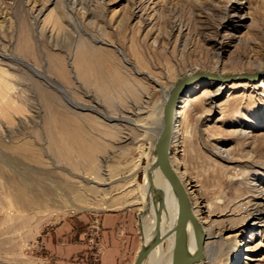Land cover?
Returning <instances> with one entry per match:
<instances>
[{
    "label": "rangeland",
    "instance_id": "1",
    "mask_svg": "<svg viewBox=\"0 0 264 264\" xmlns=\"http://www.w3.org/2000/svg\"><path fill=\"white\" fill-rule=\"evenodd\" d=\"M134 1L78 0L77 9L71 10L65 0H0V171L9 179L24 176L22 179L27 181L32 177L28 174L30 169L40 174L55 169L56 181L67 175L73 184H80L83 177H96L86 167L72 169L58 162L49 164L44 120L51 107L41 99L36 83L55 97L52 108L62 113L70 111L69 116L74 118L97 119L100 130L122 124L132 135L126 141L122 138L126 134L96 136L94 126L81 123L86 130L95 128L90 134L105 147L96 156L98 173L112 172L114 179L80 184L83 201L74 200L73 205L64 201V207L56 203L52 209L22 212L5 197L0 186V264H101L105 246L103 219L108 214L119 217L126 246L135 251L142 248L141 218L146 214L147 200L143 188L152 166L155 136L134 130L126 122L107 120L83 106L112 118L121 109L125 114L121 117L130 120L134 105L144 103L151 94L148 108L157 109L163 99L146 75L174 82L193 71L212 73L208 69L213 56L204 48V41L209 39L222 42V64L235 72L256 75L257 64L264 63V0H148L156 19L141 35L136 33L139 19L133 14ZM79 11L84 12L85 18ZM36 16L38 23L34 26ZM176 22L189 28L184 38L190 43L189 56L180 58L172 47L164 52L145 45L147 40L152 43L156 38L164 45ZM26 42L32 46L29 54L22 51ZM82 43L88 44L89 52L96 53V61H111L107 69L128 84L133 94L114 95L112 107L103 102L84 83L78 68L79 57L85 51ZM202 65L208 69L203 70ZM246 80L230 79L217 99L215 113L193 134L192 124L184 121L180 140L171 148V158L179 175L184 174L197 214L202 218H207V213L216 214L212 220L215 227H233L231 236L244 228L219 264H264L263 227L258 222L246 225L245 214L220 218L229 207L251 195L245 181L264 166L261 167L259 155L253 162L248 160L255 149L252 140L244 142L230 135L240 121L251 124L254 134L264 130V88L260 86L264 72L252 86H244ZM202 90L203 87L196 88L192 96L200 95ZM197 108L201 111L202 104ZM141 115L158 117L156 112ZM27 144L34 148L40 162H33L28 158L30 154L25 158L10 150ZM217 147L229 151L231 162H223L214 154ZM170 213L164 209L162 225ZM173 235L174 231L163 242L164 251ZM249 242L261 245L255 251H247ZM81 246L86 250L81 251ZM133 261L134 256H130L120 264H134Z\"/></svg>",
    "mask_w": 264,
    "mask_h": 264
},
{
    "label": "bare ground",
    "instance_id": "2",
    "mask_svg": "<svg viewBox=\"0 0 264 264\" xmlns=\"http://www.w3.org/2000/svg\"><path fill=\"white\" fill-rule=\"evenodd\" d=\"M46 1L51 2L52 0ZM65 1L67 7H71V10L72 8L77 9L79 5L78 0ZM101 1L102 3H104L105 0ZM148 2V0H135L133 3L134 17L139 19L136 28V33L138 35L143 34L144 30L147 27L153 25L152 20L156 19L154 9L150 7ZM79 13L81 14V16H83V18H85L84 12L81 13V11H79ZM37 23L38 16L34 17V26H36ZM188 30L189 28L187 26H184L182 23L176 22L175 25L172 26V29L170 30L171 33L169 35L170 37L165 40L164 45H160L158 38H156L152 43L147 40L145 45H150V47H152V49H154L155 51L158 49H162L164 52H167L172 47L174 51L173 53L178 55L180 58L189 56L191 54L190 43L184 39L186 37L185 31ZM87 45L85 43L82 45V49H84L85 51H83V55L79 57L77 64L84 83L92 90H95L96 94L103 100V102L111 107L113 105L112 102L114 95L118 94L120 96H123L124 92L133 94L131 89H129L130 86L128 84H123L121 79L117 75L109 72L110 70H108L107 68L110 67V65L108 64L111 63V61L106 60L102 63L98 60L96 61L93 58L96 53L89 52V48ZM31 48V44L29 42H26L25 46L23 45L22 47V51L26 54H29L31 52ZM204 48L209 53H212L214 62L209 67V69L207 68L208 66L206 67L205 65H202L201 67L203 68V70L206 67L205 69L210 70V72L218 75L220 78L211 79L214 81V83H208L210 80L196 79L188 83L181 90L178 101L176 102L174 108L172 144L180 140L181 126L184 121L186 123L192 124L193 129L190 131V133L192 132L193 134L194 130H198V128L202 126L203 123H205V120L215 113L217 99L224 93L227 87V83L228 81H230V79H247L245 84L243 85L252 86V82L258 79L264 72V63H259L254 70V73H257L256 75L249 74L252 76L249 78H242L241 75L243 73L235 72L233 69L226 68L222 64V42L220 43L214 39L205 40ZM197 72L199 71H193L190 74L181 75L180 78L190 76ZM62 74H64V72ZM146 74L147 73H143V75ZM146 76L149 80L152 81L155 90L160 92L163 99V102L158 105L157 109L155 110H149L148 108L152 99L151 94L147 97L148 100L144 103L134 105L132 115L135 119L131 118L130 120L123 119L121 117L125 115L123 110L121 109H117L118 112H114V115H117V117L112 118L111 116L105 117L104 114H101L98 110L91 107H83L84 109L93 110L95 112L97 111L96 113L107 120L118 121L120 123L126 122L131 128H134V130H145L147 133L151 132L152 135L155 136V143L153 144L154 150L152 153V166L146 173V182L143 188V194L147 196V200L146 202L144 201L146 214L141 218L143 224L142 229L144 241L142 248L145 249L149 247L155 241L157 235L160 236L161 241L154 248V250L147 255L142 264H172L175 244V226L178 220L180 202L176 191L173 189L172 185L170 184L166 176L162 173L158 165L155 146L164 128L166 103L172 89L180 78H178L176 81L174 80V82H171L170 80H166L163 82L155 79L151 74H147ZM35 85L40 87L41 99L47 106L51 107L44 120V133L47 136L45 151L48 155H51V162H49V164H52L54 166V163L58 162L60 164L70 166L72 169H80L85 167L90 169L96 176L95 179L92 180L83 177L80 184H100L103 183L102 181H111V179H114L112 172H108V170V173H98L95 166L96 156L103 153L105 147L101 143H99V140L94 138L90 133L93 132L92 129L96 128V131L94 130L93 132L96 136H121V134H126L125 136L122 135L123 140L126 141L132 138L130 132H127V127L122 124H118L114 126V128H110L109 130H100L101 128L98 127L99 124L97 119L88 116L85 118L79 116H77L78 118H74L73 116H69V114L71 113L70 111L62 113L57 109L52 108L53 104L56 103V100L54 99L55 97L45 89L43 90L41 86L38 85V83H36ZM260 86L264 88V81L261 82ZM198 87H203L202 93L200 95L192 96V93H194V91H196V88ZM115 89H117V93L114 94ZM199 104H202L201 111H199L197 108ZM150 112H156L158 117H142L141 115ZM241 114L244 119H249L247 114ZM76 119H79L81 122H77ZM81 123L83 125L88 124L91 127L94 126L95 128L90 127L88 130H86L84 128L85 126H82ZM230 135L234 138L243 140L244 142L252 140L250 143L255 147V149L253 147L255 151L253 150L252 153L249 154L248 160L253 162V160L255 158H258L257 156L259 155L261 167L263 166L264 130L258 134H254V128H252L251 124L240 121L230 131ZM10 150L19 155L20 153H22L25 158L31 155V157L28 158H31L33 162H40L35 155L36 153L34 151V148L29 144L20 148H11ZM33 153L35 156L32 155ZM214 154L223 162H231L229 151L223 150V147H217ZM170 161L173 168L178 173V170L176 169L171 158V152ZM263 168H261L260 173L252 174L250 180L247 179L245 181L250 188L251 195H248L246 199L235 203V205H232V208L229 207L221 215L220 218L228 219L232 216H235L236 214H245L246 225H251L252 223L255 224L256 222H258L264 229ZM54 171L55 169L51 171H45V174H40L33 169H30L28 171V174L32 177L26 178L27 181L22 179L24 176L21 179H15L14 177V179H9L7 175L3 173V171H0V186L4 191L3 193H5V197H7L10 202L13 203L17 210L22 212H27L35 209L48 210L49 208L54 207L53 204L56 203V205L60 204L58 206L64 207L65 205H67V202L73 205L74 200L83 201V192H81L83 191V189L80 184H73L69 180V178H67V175L60 179L57 178L58 181H56L53 178ZM107 175L109 177H107ZM246 175L248 176L249 174ZM179 177L185 185L186 183L184 182V174H180ZM186 189L188 191V187H186ZM188 195L190 197L192 210L199 220L201 233L204 238V246L202 249L204 258L195 264H219L222 261V258L225 256V253H227V250L230 249L233 245V242L237 241L243 234V231L241 229L244 228H240V230H238L235 235L231 236L229 233H231L233 227H215V223L212 222V220L216 214L212 216L211 214L207 213V218L200 217L195 211V206L192 202L189 191ZM34 201H38L39 203L41 202L42 205L38 206ZM64 201L67 202L63 203ZM50 202L52 204H50ZM61 203H63V205H61ZM165 208H167L171 213L169 217L168 214H166L167 222L165 225H162L163 211ZM204 213H206V211ZM174 221L176 222L175 224ZM173 231V238L168 245L167 251H164L163 242L172 234ZM259 245H261V243L255 245L254 243L249 242L247 243V251H255L259 247ZM186 249L189 257H193L198 251L197 233L195 226L191 222H189L187 229Z\"/></svg>",
    "mask_w": 264,
    "mask_h": 264
},
{
    "label": "water",
    "instance_id": "3",
    "mask_svg": "<svg viewBox=\"0 0 264 264\" xmlns=\"http://www.w3.org/2000/svg\"><path fill=\"white\" fill-rule=\"evenodd\" d=\"M251 76L252 75L246 73L241 75L242 78H249ZM215 78L220 77L212 73L197 72L190 76L180 78L176 82L166 103L164 128L155 146V153L158 160V165L162 173L166 176V178L172 185L173 189L176 191L180 202L178 220L175 226V244L172 257V264H195L204 258L202 250L204 246V238L201 233V226L199 220L192 210V205L186 186L181 181L178 173L175 171L170 161L174 126V108L176 102L178 101L181 90L188 83L196 79L211 80ZM189 222L193 223L197 233L198 251L193 257L188 256L186 249V238ZM160 241L161 238L157 235L155 241L149 247L145 249L142 248L139 251L134 264H142L147 255L154 250V248L160 243Z\"/></svg>",
    "mask_w": 264,
    "mask_h": 264
},
{
    "label": "crops",
    "instance_id": "4",
    "mask_svg": "<svg viewBox=\"0 0 264 264\" xmlns=\"http://www.w3.org/2000/svg\"><path fill=\"white\" fill-rule=\"evenodd\" d=\"M142 222V221H141ZM104 223V249L100 255L101 264H120L123 260L128 259L130 256H134V261L141 249L135 251L130 249L128 245L124 243V237L122 236L124 231L120 220L117 215L108 214L103 219ZM143 230V229H142ZM144 243V241H143ZM143 245V244H142ZM72 250V249H71ZM78 249L75 248V251ZM80 250L84 249V246L80 247ZM72 252V251H71Z\"/></svg>",
    "mask_w": 264,
    "mask_h": 264
}]
</instances>
